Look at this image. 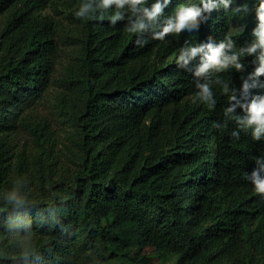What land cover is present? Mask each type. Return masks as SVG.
<instances>
[{
    "label": "trees",
    "instance_id": "16d2710c",
    "mask_svg": "<svg viewBox=\"0 0 264 264\" xmlns=\"http://www.w3.org/2000/svg\"><path fill=\"white\" fill-rule=\"evenodd\" d=\"M83 2L0 0V264H264L246 175L264 139H234L221 87L210 108L176 63L185 42H251L260 0L142 47L113 11L78 19ZM190 3L170 0L161 22ZM254 59L217 75L240 89Z\"/></svg>",
    "mask_w": 264,
    "mask_h": 264
},
{
    "label": "clouds",
    "instance_id": "9594fccd",
    "mask_svg": "<svg viewBox=\"0 0 264 264\" xmlns=\"http://www.w3.org/2000/svg\"><path fill=\"white\" fill-rule=\"evenodd\" d=\"M170 0H155L150 6L147 0H86L81 3L75 16L81 20L103 18L104 14L113 11L111 23L126 21V30L138 35L135 43L143 46L148 41L145 33L151 34L153 40H164L170 35H179L184 31L198 30L202 21H206L213 11L223 8L228 10L232 0H199V3L181 4L173 15L165 18L164 10ZM234 12H247V5H242ZM256 27L252 31L254 39L244 46L237 47L235 41L225 37L219 43L208 42L192 46L185 42V46L178 50L177 66L192 72L196 79L197 98L210 108L216 105V95L213 85H219L223 95L228 97V106L224 109L225 118L234 119L237 130L231 133L234 139L240 138V131L251 132L254 140L264 139V92L253 94V89L264 90V0H260L255 8ZM252 56L256 67L243 79L240 89L230 87L229 82L222 80L217 74L235 69L245 70L242 58ZM199 57V62L189 69V65ZM241 109L243 115L236 114ZM216 128L223 125L215 123ZM256 168L247 175V179L254 186L256 193L264 197V157L255 160ZM10 200L16 204L21 201L13 193Z\"/></svg>",
    "mask_w": 264,
    "mask_h": 264
},
{
    "label": "rangeland",
    "instance_id": "374dc122",
    "mask_svg": "<svg viewBox=\"0 0 264 264\" xmlns=\"http://www.w3.org/2000/svg\"><path fill=\"white\" fill-rule=\"evenodd\" d=\"M53 7H49L47 10H46V12H50V13H53Z\"/></svg>",
    "mask_w": 264,
    "mask_h": 264
}]
</instances>
